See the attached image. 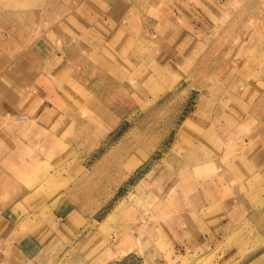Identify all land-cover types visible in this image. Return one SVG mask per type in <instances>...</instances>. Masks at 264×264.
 <instances>
[{
	"label": "rangeland",
	"instance_id": "rangeland-1",
	"mask_svg": "<svg viewBox=\"0 0 264 264\" xmlns=\"http://www.w3.org/2000/svg\"><path fill=\"white\" fill-rule=\"evenodd\" d=\"M83 1L111 40L85 31L84 104L69 106L82 120L45 138L53 153L19 179L29 192L2 203L0 264H264V0ZM142 76L143 98L128 85ZM89 88L113 123L89 118ZM229 149L242 159L211 166ZM223 176L231 190L214 196Z\"/></svg>",
	"mask_w": 264,
	"mask_h": 264
},
{
	"label": "crops",
	"instance_id": "crops-1",
	"mask_svg": "<svg viewBox=\"0 0 264 264\" xmlns=\"http://www.w3.org/2000/svg\"><path fill=\"white\" fill-rule=\"evenodd\" d=\"M48 3L49 0H42L38 9L34 0L0 2V214L8 208L3 202L17 203L29 192L26 183L23 180L22 184L19 183V179H28L38 162L46 161L44 155L53 153L54 146L51 147L47 140L44 141L45 138L61 141L60 138L76 135V130L72 129L77 127L76 123L82 120V116L74 113L69 106L75 103V106L81 108L84 104L83 97L79 99L77 95V84L81 85L77 75L86 71L85 66L81 65L83 59L87 58V54H84V43L82 44L89 40L85 31L91 30V34L99 36V41L111 40V35L104 33L103 28L108 23L104 15H100L102 20L94 19L88 24L82 17L90 14L87 11L90 7L85 5V1L72 0L71 5L66 6L58 0L57 9L52 12L49 11ZM75 21L79 29L86 27L84 34L81 32L77 36L76 29H71L76 25ZM64 32L69 33L64 36ZM256 47V44L251 46V50L244 57L243 66H237L239 70L243 71L248 60L256 56ZM156 64L155 61L154 71L160 72L161 69ZM95 72L97 70L94 68L89 70V73ZM139 74L145 76L147 73L144 70ZM149 75L147 80L151 81V74ZM144 76L136 78V85L128 81L131 93L142 98L147 95L142 91L146 90L142 88L143 83H146ZM63 89L67 91L63 92ZM87 91L93 93L89 92L90 95L84 98L87 103L83 107H87L91 115L89 118L96 122L113 123L115 116L105 107L103 99L92 89H86ZM67 109L71 111L66 113ZM20 113L29 117L21 127L14 125L19 122L15 118ZM221 114L226 116L225 112ZM243 117L233 119L236 123L234 128L238 125L237 121L244 120ZM225 120L223 121L227 122ZM226 152H229L226 156L227 162L221 163L219 159L211 163V166L226 164L227 168L234 158H241L234 157L230 149ZM255 161L264 167V151L257 153ZM201 166V170H205L208 163ZM194 168L196 169L195 166ZM229 181L225 176L218 178L217 182L214 181L211 185L214 196L230 192ZM218 184H223V187Z\"/></svg>",
	"mask_w": 264,
	"mask_h": 264
},
{
	"label": "built area",
	"instance_id": "built-area-1",
	"mask_svg": "<svg viewBox=\"0 0 264 264\" xmlns=\"http://www.w3.org/2000/svg\"><path fill=\"white\" fill-rule=\"evenodd\" d=\"M17 116H18V117H23L21 114H18Z\"/></svg>",
	"mask_w": 264,
	"mask_h": 264
},
{
	"label": "bare ground",
	"instance_id": "bare-ground-1",
	"mask_svg": "<svg viewBox=\"0 0 264 264\" xmlns=\"http://www.w3.org/2000/svg\"><path fill=\"white\" fill-rule=\"evenodd\" d=\"M25 115H27V114H25ZM28 119H29V117H28ZM27 121V120H26ZM2 138V137H1Z\"/></svg>",
	"mask_w": 264,
	"mask_h": 264
}]
</instances>
